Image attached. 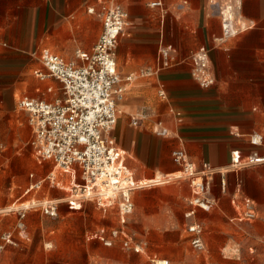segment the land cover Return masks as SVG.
Listing matches in <instances>:
<instances>
[{"label": "crops", "instance_id": "obj_1", "mask_svg": "<svg viewBox=\"0 0 264 264\" xmlns=\"http://www.w3.org/2000/svg\"><path fill=\"white\" fill-rule=\"evenodd\" d=\"M150 1L0 0V43L20 50L32 45L33 54H37L40 46H48L40 54L52 46L55 50L51 51L64 59L78 61L76 52L92 51L102 33L103 6L121 5L128 12L130 22L119 39L116 61L126 89L117 103L122 111L113 135L124 153L126 165L136 180L142 182L143 177H148L144 180L148 182L158 172L167 177L181 171V165L172 159L176 149L186 150L198 169L208 162L222 173L221 184L223 180L225 185L221 187L229 192L238 215L243 209V198L253 203L256 236L263 239L264 252V162L254 163L253 169L238 167L253 151L264 155V0H164L163 8L150 6ZM223 1L229 4L223 5ZM226 6L232 8L239 32L220 42L217 40L222 35L219 10ZM162 44L173 47L179 62L156 74H142L156 66ZM203 46L210 51V67L216 80L209 88L201 87L192 76L191 56ZM132 74L134 79L126 82L125 78ZM133 82L139 86L132 87ZM121 100L127 110L119 105ZM130 110H137L138 115L132 113L126 127L124 114ZM143 114L146 117L141 123H152V131L134 127L132 117ZM161 127L169 133H158ZM254 133L263 136V145L250 143ZM160 144L164 147H159ZM234 150L241 154L239 163L233 161ZM126 154L129 159L138 157L146 170L131 167ZM52 171L57 175L55 167ZM165 187L141 192L140 198L153 192L160 194ZM133 200L135 212L134 193ZM20 231V234L24 232ZM4 232L13 233V230ZM148 254L149 245L145 255Z\"/></svg>", "mask_w": 264, "mask_h": 264}, {"label": "rangeland", "instance_id": "obj_2", "mask_svg": "<svg viewBox=\"0 0 264 264\" xmlns=\"http://www.w3.org/2000/svg\"><path fill=\"white\" fill-rule=\"evenodd\" d=\"M226 4L228 1H223V5ZM44 47L48 46H40L37 54H33L32 45L20 50L0 43V208H11L16 203L12 212L0 214V241L5 230H13L17 240L6 246L0 255V264H143L147 261L145 254L125 248L120 240L105 245L95 237L98 228L105 226L109 230L118 225L114 208L104 214L96 202L86 201L81 209L70 210L67 199L78 182L63 168L58 166L56 182L47 179L40 188L26 192L32 182L44 178L55 167L53 162L37 157L31 143L33 132L29 115L17 105L18 98L23 95L48 100L56 96L47 92L46 87L48 83L59 84L41 80L35 73L43 67L39 54ZM49 48L55 50L52 46ZM118 70L121 72L119 66ZM131 86H139V83L133 82ZM132 113L138 115L137 110L124 114L126 127ZM134 127L139 131H152V123L148 121ZM159 147L164 146L160 144ZM126 158L131 167L146 170L138 157L129 159L126 154ZM247 160H241L238 167L247 170L256 166ZM211 173L214 206L208 211L198 209L192 219L185 215L192 207L193 196L191 179L186 172L176 173L170 183H147L135 190L136 208L129 222L130 232L138 240L148 242L150 254L168 257L172 264H264L263 239L256 236V219L237 218L229 192L221 187L222 173L211 165L201 174ZM165 178L162 174L160 180ZM142 179L144 183L150 178ZM159 186H166V190L140 198L141 192L154 191ZM47 200L57 202V215L43 211L42 204ZM20 210L26 212L22 234L17 227ZM192 221L203 226L207 243L204 251L194 249L191 244L188 225Z\"/></svg>", "mask_w": 264, "mask_h": 264}, {"label": "built area", "instance_id": "obj_3", "mask_svg": "<svg viewBox=\"0 0 264 264\" xmlns=\"http://www.w3.org/2000/svg\"><path fill=\"white\" fill-rule=\"evenodd\" d=\"M150 6L163 8L164 0H151ZM222 35L217 38L224 42L239 32L236 17L231 7L220 8ZM103 19V30L90 52L78 50V61H68L49 49L42 50L40 61L42 68L36 70L41 80L58 82V87L49 83L47 92L55 93L53 100L36 98L28 95L20 96L17 105L29 115L32 127L31 143L40 160L53 162L55 167L63 168L70 173L78 184L72 188L73 193L67 199L71 210H79L84 202L94 201L106 214L115 209L118 225L109 230L105 226L97 230L98 237L105 245H112L120 240L127 249L139 254H146L148 242L138 240L129 230V217L134 212L133 193L136 189L147 185L135 179L133 171L126 165L123 151L118 147L113 131L117 125L120 110L118 100L123 97L124 79L117 68L116 52L119 39L129 25V14L119 4H109L100 10ZM179 62L171 45L162 44L157 55V64L142 74L152 75ZM192 76L203 88L215 84V76L210 67V51L201 47L191 56ZM135 74L125 78L131 82ZM164 95V92H160ZM145 114L132 117V123L139 125ZM158 133L168 134L167 128H159ZM252 145H263V136L254 133L250 136ZM176 163L183 167L193 187L192 207L186 212L187 218H195L198 209L210 210L215 203L211 196L213 173H204L210 168L208 162L198 169L188 157L186 150L176 149L172 153ZM233 161L239 163V150L232 152ZM248 163L264 162V155L253 151L248 155ZM34 173L31 174V177ZM50 171L44 178L35 180L26 190L40 188L49 179L56 182ZM222 184L225 182L222 180ZM238 198L235 197L234 202ZM242 211L239 220L256 218L254 205L248 198L241 200ZM43 211L48 215H57L58 204L47 200L42 204ZM12 208H0V214L12 212ZM26 212L19 211L17 227L24 229L23 218ZM191 233V244L194 249L204 251L207 247L202 224L192 221L188 225ZM15 243L11 232L1 234L0 255L8 244ZM143 264H171V260L156 255L147 256Z\"/></svg>", "mask_w": 264, "mask_h": 264}, {"label": "bare ground", "instance_id": "obj_4", "mask_svg": "<svg viewBox=\"0 0 264 264\" xmlns=\"http://www.w3.org/2000/svg\"><path fill=\"white\" fill-rule=\"evenodd\" d=\"M119 105L123 106V108H124L125 110H127V106L125 105V103L123 102V100L120 101ZM120 111H122L121 108H120ZM120 120H123V119L121 118ZM239 162H240V161H239ZM236 165H237V164H236ZM231 166H234V165H231ZM55 169H58V166L55 167ZM63 171H64V170H63ZM52 172H53V175L56 177V172H55V171H52ZM179 172H181L182 174L185 173V171H183V170H181V171H179ZM182 174H181V176H182ZM174 176H176V175H171V176L166 177V178L163 179V180H160V179H162V174L159 173V174L155 177V179L150 180V181H148V182H144V183L160 184V183H163V182H165V181H167V180H169V179H172ZM177 177H179V175H178ZM144 183H142V184H144ZM68 198H69V197H68ZM15 206H16V203H13V204L11 205V208H14ZM24 206L29 207V204H27V203L25 204V203H24Z\"/></svg>", "mask_w": 264, "mask_h": 264}]
</instances>
